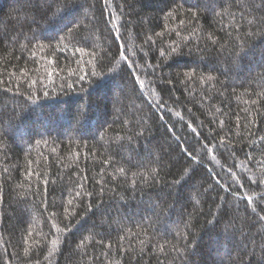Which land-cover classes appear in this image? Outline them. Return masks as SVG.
I'll return each mask as SVG.
<instances>
[{
  "label": "trees",
  "instance_id": "trees-1",
  "mask_svg": "<svg viewBox=\"0 0 264 264\" xmlns=\"http://www.w3.org/2000/svg\"><path fill=\"white\" fill-rule=\"evenodd\" d=\"M0 264H264V0H0Z\"/></svg>",
  "mask_w": 264,
  "mask_h": 264
},
{
  "label": "rangeland",
  "instance_id": "rangeland-1",
  "mask_svg": "<svg viewBox=\"0 0 264 264\" xmlns=\"http://www.w3.org/2000/svg\"><path fill=\"white\" fill-rule=\"evenodd\" d=\"M230 237V236H229ZM230 240L232 239V236L229 238ZM223 260H224V258H223Z\"/></svg>",
  "mask_w": 264,
  "mask_h": 264
},
{
  "label": "snow or ice",
  "instance_id": "snow-or-ice-1",
  "mask_svg": "<svg viewBox=\"0 0 264 264\" xmlns=\"http://www.w3.org/2000/svg\"><path fill=\"white\" fill-rule=\"evenodd\" d=\"M82 78V77H81ZM121 172H123V169H121Z\"/></svg>",
  "mask_w": 264,
  "mask_h": 264
}]
</instances>
